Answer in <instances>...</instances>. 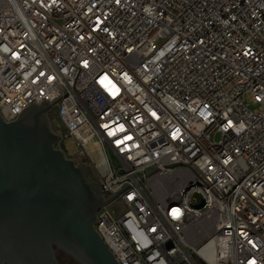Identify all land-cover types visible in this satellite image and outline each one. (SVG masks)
Wrapping results in <instances>:
<instances>
[{"label": "built area", "instance_id": "2783aa9c", "mask_svg": "<svg viewBox=\"0 0 264 264\" xmlns=\"http://www.w3.org/2000/svg\"><path fill=\"white\" fill-rule=\"evenodd\" d=\"M43 100L119 264H264V0H0V115Z\"/></svg>", "mask_w": 264, "mask_h": 264}, {"label": "water", "instance_id": "95a60500", "mask_svg": "<svg viewBox=\"0 0 264 264\" xmlns=\"http://www.w3.org/2000/svg\"><path fill=\"white\" fill-rule=\"evenodd\" d=\"M31 105L0 115V264H119L94 228L104 198L84 168L55 147L61 137Z\"/></svg>", "mask_w": 264, "mask_h": 264}, {"label": "rangeland", "instance_id": "374dc122", "mask_svg": "<svg viewBox=\"0 0 264 264\" xmlns=\"http://www.w3.org/2000/svg\"><path fill=\"white\" fill-rule=\"evenodd\" d=\"M58 109L56 105H53L50 107V109L47 110L46 115L48 118V121L50 123L51 129L53 131H55L57 134L59 135H63L64 133V128L59 120L58 117ZM219 135L216 136V139H218ZM55 147L56 148H63L66 150V152L64 153L66 157L68 158H72L76 156V154L79 152V147L77 146V144L75 143V141L69 137V138H63V141H58L55 143ZM77 163L81 164L82 162L86 161V158L84 157H80L77 158ZM114 209L116 210L117 214H119L120 212V205L115 203L114 204ZM58 257L60 259L61 262L63 263H68V260L64 257L63 253L58 254ZM71 264V263H70Z\"/></svg>", "mask_w": 264, "mask_h": 264}, {"label": "flooded vegetation", "instance_id": "af4514ba", "mask_svg": "<svg viewBox=\"0 0 264 264\" xmlns=\"http://www.w3.org/2000/svg\"><path fill=\"white\" fill-rule=\"evenodd\" d=\"M84 168V172L86 177L88 178L89 181H91L93 184H98V180L96 179V176L93 172V170L91 169L90 166L88 165H83ZM61 252H58V254H60ZM64 257L68 260V263H63L60 261L61 264H77L74 260H72L71 258H69L68 256L64 255Z\"/></svg>", "mask_w": 264, "mask_h": 264}]
</instances>
